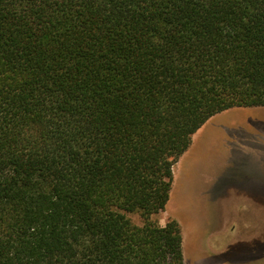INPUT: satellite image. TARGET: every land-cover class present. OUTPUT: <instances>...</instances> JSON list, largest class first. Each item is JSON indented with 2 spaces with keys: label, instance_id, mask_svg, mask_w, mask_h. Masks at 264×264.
Returning a JSON list of instances; mask_svg holds the SVG:
<instances>
[{
  "label": "trees",
  "instance_id": "16d2710c",
  "mask_svg": "<svg viewBox=\"0 0 264 264\" xmlns=\"http://www.w3.org/2000/svg\"><path fill=\"white\" fill-rule=\"evenodd\" d=\"M256 107L264 0H0V264H184L173 167Z\"/></svg>",
  "mask_w": 264,
  "mask_h": 264
},
{
  "label": "rangeland",
  "instance_id": "374dc122",
  "mask_svg": "<svg viewBox=\"0 0 264 264\" xmlns=\"http://www.w3.org/2000/svg\"><path fill=\"white\" fill-rule=\"evenodd\" d=\"M214 118L196 132L181 167V193L169 204L182 221L198 228L182 243L184 264H264V222L253 227L240 219L243 214L230 213L226 232L225 214L212 195L225 180L237 181L243 174L264 179V107L234 108ZM126 216L142 225L138 214ZM153 218L164 226L171 217L163 211Z\"/></svg>",
  "mask_w": 264,
  "mask_h": 264
},
{
  "label": "crops",
  "instance_id": "0c3cea01",
  "mask_svg": "<svg viewBox=\"0 0 264 264\" xmlns=\"http://www.w3.org/2000/svg\"><path fill=\"white\" fill-rule=\"evenodd\" d=\"M214 117H216V115L213 116V119H215ZM197 135L198 134L195 133L192 136L190 147L180 157L178 162L173 167V183L169 195V200L167 202L168 206L166 204L165 207V212L169 213L170 217L176 220L180 226L183 244L187 242V239L190 235L196 232V230L198 229L197 225H195L192 221H189V223H185L184 221H182L181 218L175 213V211L169 209V204L178 193H181L179 192L181 167L192 151ZM212 195H214L213 197H215L214 202H217L216 208H219L221 213L223 212L225 214L226 232L229 226V219L227 217L230 213L243 214L242 218L240 219H243L244 223H246L247 225L251 224L253 227L254 224L257 223L258 227L260 228L261 222H264V179L262 180L259 177H252L250 174H243L237 181H234L233 179L225 180L222 185L216 189L215 193H212ZM244 218H246V220H244ZM217 228H219V226H217ZM251 237L254 236H247V238L249 239ZM242 239L246 240V237L242 236Z\"/></svg>",
  "mask_w": 264,
  "mask_h": 264
}]
</instances>
